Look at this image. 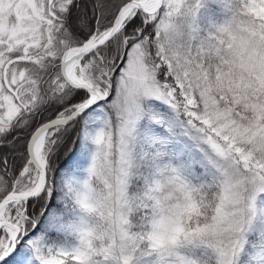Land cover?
<instances>
[{
	"label": "snow or ice",
	"instance_id": "1",
	"mask_svg": "<svg viewBox=\"0 0 264 264\" xmlns=\"http://www.w3.org/2000/svg\"><path fill=\"white\" fill-rule=\"evenodd\" d=\"M0 264H264V0H0Z\"/></svg>",
	"mask_w": 264,
	"mask_h": 264
}]
</instances>
